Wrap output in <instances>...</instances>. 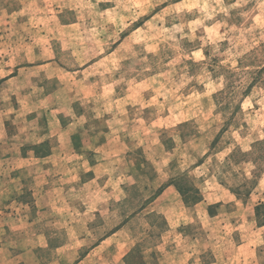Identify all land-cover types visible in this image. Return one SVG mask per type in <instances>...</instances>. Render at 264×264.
Here are the masks:
<instances>
[{
    "label": "rangeland",
    "instance_id": "obj_1",
    "mask_svg": "<svg viewBox=\"0 0 264 264\" xmlns=\"http://www.w3.org/2000/svg\"><path fill=\"white\" fill-rule=\"evenodd\" d=\"M0 64L9 73L0 75V93L17 77L38 90L27 105L34 110L18 123L21 101L0 99V110L14 109L0 120V134L31 133L22 160L32 153L37 163L48 161L63 149L98 166L95 157L125 148L129 168L119 184L128 202L113 201L118 185L92 193L103 202L113 196L104 209L111 227L81 245L74 264L116 228L121 210L139 212L172 182L191 203L198 190L204 204L185 210L167 193L87 259L123 264V250L138 239L144 259L136 264L151 262L153 250L160 259L152 264H171L172 248L222 264H264L257 216L264 205V0H0ZM69 83L73 90L64 95ZM55 91L64 111L50 103ZM9 196L35 205L29 186ZM13 203L26 209L6 205ZM169 204L173 225L191 231L189 243L157 234ZM119 242L126 248L107 254Z\"/></svg>",
    "mask_w": 264,
    "mask_h": 264
},
{
    "label": "clouds",
    "instance_id": "obj_2",
    "mask_svg": "<svg viewBox=\"0 0 264 264\" xmlns=\"http://www.w3.org/2000/svg\"><path fill=\"white\" fill-rule=\"evenodd\" d=\"M4 67L0 64V75L9 74L4 72ZM27 89L32 90L22 95ZM72 90L73 85L66 84L64 95H69ZM37 91L26 80L17 77L8 82L4 93H0V99L7 100L9 94H14L21 101L18 120L14 123L19 122L22 113L34 110L27 105L33 101ZM50 103L61 105L57 111H64L63 97L53 96ZM13 111L9 103L6 110H0V120L7 118ZM65 115L72 113L65 112ZM29 140L31 133L23 130L20 135L11 137L0 134V201L13 192L19 193L25 187L21 181L28 177L35 181H29V187L36 197L34 212L24 209L25 217L13 222L11 235L5 234L4 222L0 219V264H74L80 246L91 245L111 227L104 214L106 203L97 200L92 193L99 189L100 184L108 189L115 188L119 183L118 178L126 175L129 163L124 156L125 148L120 145L113 148L109 155L95 157L98 167L90 168L83 157H76L71 152L65 154L63 149L58 150V154L48 161L37 163L32 153H29L28 160H22L20 147ZM45 163L52 165L48 171L43 170ZM20 168L23 171L14 178L12 173ZM88 171L96 172V178H88V182L81 187L80 173ZM93 201L99 205V217L95 216ZM12 207H16L15 203ZM29 218L32 221L30 224L27 222ZM82 264H114V261L93 256Z\"/></svg>",
    "mask_w": 264,
    "mask_h": 264
},
{
    "label": "crops",
    "instance_id": "obj_3",
    "mask_svg": "<svg viewBox=\"0 0 264 264\" xmlns=\"http://www.w3.org/2000/svg\"><path fill=\"white\" fill-rule=\"evenodd\" d=\"M59 91H55L54 93H50L49 97H53L55 96V94H57ZM70 122V121H69ZM51 166H43V170L44 171H48V169ZM90 168H95L98 166H89ZM139 167V166H138ZM138 170H140V168H138ZM18 172H13L12 176L15 178L19 175V173L21 171H23L22 168L17 170ZM84 176H82V178H80V185L81 187H83L87 182H88V178L91 179H95L96 176L94 174V172L92 171H88L85 174H82ZM123 176H120L118 179L119 181L124 180ZM105 180H107V178H105ZM29 181L28 179L22 180L21 183L26 186H29ZM117 195L119 194V196H117L116 201L118 202H128V200L125 198V184L124 182H121V185L118 183L117 184ZM45 188H47V186H45ZM121 188V190H120ZM23 189V188H22ZM167 193H174V199L176 200L177 205H182L183 208L185 210H192L202 204H204L205 202V198L204 196H201V199L195 203H191L189 201V199L187 198V196L183 195L179 189V186L177 185V183H173L172 184H167L165 185V189L163 190V192H161L158 195H156L155 197L151 198V200L148 202L147 205H145V207L140 208V211L134 212L133 214H130L129 216L126 215L124 210H121V222L116 226V228H114L113 230H111L108 233H105V237L99 242L97 243L92 250L87 253L85 256H83L82 260H86L87 258H89L93 252H95V250L99 249L100 247L104 246V245H110V241L113 240L115 237H119L121 236V234L125 233V230L129 227L130 223L132 220H135V217L139 214H141L143 211L147 210L149 207L153 205L154 203H156L160 198L165 197V195ZM105 195H107L105 193ZM113 197V196H112ZM112 197H108V199L105 200V202H110ZM188 199V200H187ZM13 200L14 202H17V206L21 207V209H23L24 207L27 209H30L34 212V206L32 207V209L30 208V202H20L17 201V199L13 198L12 196L7 195L5 198L2 199V201H0V219L3 220L4 222V232L5 234L11 235L12 231H13V222H19L22 219H24L25 217V211L24 210H19V208L15 207L13 208L12 206H7L6 204H8V201ZM150 204V205H149ZM20 205V206H19ZM172 209V205H167L166 208V216L165 220L167 222V226L164 229V231L162 232H156L158 235L160 234L161 236V240L164 239V236H168V238L170 239L172 235H179L180 239L185 240V244L189 243L190 241H192V234L191 231L184 225V223H179L177 225H173V218L169 215V212ZM119 210V209H118ZM79 211V209H78ZM98 212L99 210L95 209V212ZM209 218L214 217L216 214L212 213L211 208L209 207ZM29 224L32 222L31 218L28 219L27 221ZM89 227H91V224L89 225ZM156 228V227H155ZM151 231L153 229V227L150 228ZM150 233V230H149ZM155 231L151 232V234H154ZM172 239V238H171ZM84 245V244H83ZM82 245V246H83ZM122 243H118V245H112L108 246L111 247L110 250L107 251V254L109 255H115L118 249H121ZM141 242H138V239L135 240L126 250H123V253L121 254L119 261H122L123 264H136V261L138 262V260L140 259H144L143 256H140V252H141ZM122 248H126V244H124L122 246ZM174 248L170 249L171 251H167V255L173 254V258L175 259L171 264H222L220 260L218 259H213L211 261H206L204 259V253L202 252H198L199 254L197 256H195V253H197L196 251L192 254L188 253L187 256L185 255H178L177 251L174 252L173 250ZM153 250V247L151 248V251ZM159 253L157 252V250H153L152 253L150 254L149 258L151 259V262L147 263V264H152V260L154 257H156ZM167 255H165L164 257L167 258ZM159 256V255H158ZM188 257V258H187ZM146 258V257H145ZM162 258V256H161ZM160 259V256H159ZM134 260V261H133ZM141 262V261H139ZM82 262H79V264H81ZM141 264H145V262H142Z\"/></svg>",
    "mask_w": 264,
    "mask_h": 264
},
{
    "label": "trees",
    "instance_id": "obj_4",
    "mask_svg": "<svg viewBox=\"0 0 264 264\" xmlns=\"http://www.w3.org/2000/svg\"><path fill=\"white\" fill-rule=\"evenodd\" d=\"M180 189V191H181V193L183 194V195H187V193H186V191H183L182 190V188H179ZM194 191H195V193L197 194V197H199V198H195L192 202L193 203H195V202H197V201H199L200 199H201V197L199 196V191L198 190H196L195 188H194ZM188 200V199H187ZM190 200V199H189ZM262 210H264V205H261V206H259L258 208H257V216H258V218H259V220H260V223H259V225H261V226H263L264 225V220H262V218H261V211Z\"/></svg>",
    "mask_w": 264,
    "mask_h": 264
}]
</instances>
